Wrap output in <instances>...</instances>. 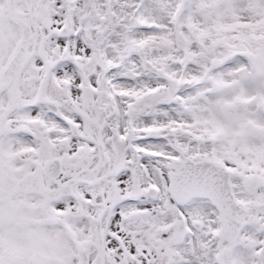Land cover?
I'll use <instances>...</instances> for the list:
<instances>
[{
	"label": "snow or ice",
	"instance_id": "snow-or-ice-1",
	"mask_svg": "<svg viewBox=\"0 0 264 264\" xmlns=\"http://www.w3.org/2000/svg\"><path fill=\"white\" fill-rule=\"evenodd\" d=\"M0 264H264V0H0Z\"/></svg>",
	"mask_w": 264,
	"mask_h": 264
}]
</instances>
